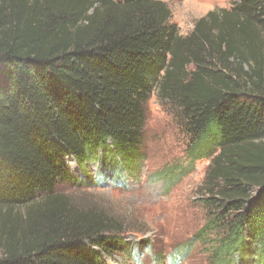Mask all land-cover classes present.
I'll return each instance as SVG.
<instances>
[{
	"label": "trees",
	"instance_id": "1",
	"mask_svg": "<svg viewBox=\"0 0 264 264\" xmlns=\"http://www.w3.org/2000/svg\"><path fill=\"white\" fill-rule=\"evenodd\" d=\"M170 20L160 0H0V216L22 226L0 264H102L126 249L122 220L57 186L80 180L67 156L117 181L133 169L153 92L180 111L191 161L218 149L187 249L264 262V0H234L187 36Z\"/></svg>",
	"mask_w": 264,
	"mask_h": 264
},
{
	"label": "rangeland",
	"instance_id": "2",
	"mask_svg": "<svg viewBox=\"0 0 264 264\" xmlns=\"http://www.w3.org/2000/svg\"><path fill=\"white\" fill-rule=\"evenodd\" d=\"M160 1L169 8L170 23L182 36L189 35L196 21L207 13L229 9L234 2ZM145 114L144 143L133 169L119 167L121 179L117 181L104 171L101 162L86 163L81 169L67 156L65 163L70 173L80 180L83 173L87 174L88 181L58 184L57 192L83 205L103 208L124 222L127 231L122 240L126 249L102 255V264H213L210 251L200 242L192 241L188 249L186 245L206 226L209 207L205 201L211 195L207 172L218 149L209 157L191 161L189 150L194 140L181 121L180 111L168 101H160L155 92ZM171 178H175L173 182H169ZM13 216H0V255L9 231L20 236L22 226ZM253 258L246 260L259 264Z\"/></svg>",
	"mask_w": 264,
	"mask_h": 264
}]
</instances>
